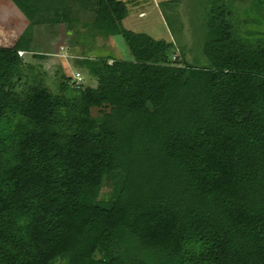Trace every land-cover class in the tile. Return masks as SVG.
<instances>
[{
    "label": "trees",
    "instance_id": "obj_1",
    "mask_svg": "<svg viewBox=\"0 0 264 264\" xmlns=\"http://www.w3.org/2000/svg\"><path fill=\"white\" fill-rule=\"evenodd\" d=\"M10 1L29 25L0 48V264H264V21L235 39L220 0L193 68L125 29L123 2ZM70 5L131 59L86 62L95 89L17 92L36 27L78 33Z\"/></svg>",
    "mask_w": 264,
    "mask_h": 264
},
{
    "label": "rangeland",
    "instance_id": "obj_2",
    "mask_svg": "<svg viewBox=\"0 0 264 264\" xmlns=\"http://www.w3.org/2000/svg\"><path fill=\"white\" fill-rule=\"evenodd\" d=\"M126 1L127 20L125 28L137 33H145L155 39L166 40L170 44L168 58L170 64L182 67L209 68L202 54L204 43L211 39L207 31L211 9L220 7V0H130ZM231 9L232 37H243L255 19L264 21V6L251 0H225ZM72 5V4H71ZM70 5V18L75 19L72 34L66 23L43 25L35 28L34 52L21 57L25 67L20 79L13 81L17 92L29 85L42 83L50 92L57 93L61 83L81 74V87L97 88V77L90 74L86 62L97 57L116 60L131 59L129 50L121 36L104 37L99 33L88 35L92 14L78 6ZM142 9L145 16L135 20V10ZM22 16V17H21ZM221 15L218 21L226 20ZM24 19V20H23ZM23 14L10 0H0V48H12L28 27ZM25 21V22H24ZM123 25V23H122ZM42 54V59L37 55ZM175 58V60H173ZM111 63V61H109ZM103 108H92V116H101ZM108 186L102 190L107 193Z\"/></svg>",
    "mask_w": 264,
    "mask_h": 264
},
{
    "label": "crops",
    "instance_id": "obj_3",
    "mask_svg": "<svg viewBox=\"0 0 264 264\" xmlns=\"http://www.w3.org/2000/svg\"><path fill=\"white\" fill-rule=\"evenodd\" d=\"M116 1H120V2H123L124 3V1H122V0H116ZM130 1H132V2H134L135 0H130ZM125 6H126V1H125ZM127 8V7H126ZM127 11V10H126ZM127 14V13H126ZM145 15V13H144V11L142 10V9H137V10H135V16H134V18H135V20H142V19H144V17L145 16H139V15ZM22 17V16H21ZM128 18H127V15H126V17H125V19L123 20V26H124V21H126ZM24 20V19H23ZM25 21H26V19H25ZM24 21V22H25ZM28 23V22H27ZM125 28V27H124ZM26 29V26L25 27H23V29L22 30H20L19 32H18V34L16 35L17 37H16V40H17V38H18V36L20 35V33H22L24 30ZM125 29H127V28H125ZM127 30H129V29H127ZM22 31V32H21ZM130 31H132V30H130ZM134 32V31H133ZM141 33V32H140ZM153 38V37H152ZM155 39V38H154ZM157 40H159V39H157ZM166 41V40H165ZM168 42V41H167ZM24 52V51H23ZM27 54H29V53H27V52H25V55H27Z\"/></svg>",
    "mask_w": 264,
    "mask_h": 264
},
{
    "label": "built area",
    "instance_id": "obj_4",
    "mask_svg": "<svg viewBox=\"0 0 264 264\" xmlns=\"http://www.w3.org/2000/svg\"><path fill=\"white\" fill-rule=\"evenodd\" d=\"M25 55V52L23 51H18V56L19 57H23ZM173 60H175V58H173ZM81 82H82V77L81 74L76 72L73 76H72V83L76 86V87H81Z\"/></svg>",
    "mask_w": 264,
    "mask_h": 264
}]
</instances>
